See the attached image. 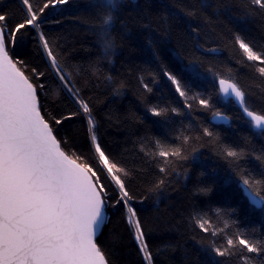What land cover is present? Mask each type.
Returning a JSON list of instances; mask_svg holds the SVG:
<instances>
[{
    "label": "snow or ice",
    "instance_id": "6c2138e0",
    "mask_svg": "<svg viewBox=\"0 0 264 264\" xmlns=\"http://www.w3.org/2000/svg\"><path fill=\"white\" fill-rule=\"evenodd\" d=\"M127 5L128 0H19L17 6L0 0V264H116L115 249L123 245L125 233L112 229L105 237L108 210L121 214L142 264H157L161 248L151 244L154 229L141 206L152 197L159 203L169 189L178 191L194 169L193 196H210L217 168L203 170L204 149L227 165L223 182L232 186V194L244 206L259 208L261 219L259 226L242 220L239 204L215 206L216 213L237 214L235 230L222 245L216 239L219 233L207 226L205 209L193 204L186 220L191 225L189 238L200 245L203 264H264V43L258 46L242 35V26L257 19L264 33V0H142L131 10ZM58 6L63 7L54 11ZM66 23L95 38L97 47L90 49L97 52L94 58L73 61L69 34L54 30ZM228 23L236 26L227 29L230 44L246 58L239 63L256 74L250 83L242 82L231 67L224 72L211 64L210 57L220 55L221 49L209 45L222 38L218 30ZM134 29L149 34L145 38L150 59L134 66L146 112L129 113L126 119L143 125L150 114L156 118L154 124L166 129L164 137L144 135L134 142L155 169L140 192L136 182L147 169L118 158L103 130L105 122L122 121L111 112L106 121L98 118L100 101L95 94L102 85L111 97L123 96L129 88L120 73L105 72L101 65L114 63ZM174 31L186 38V46L183 52L178 47L169 63L160 46ZM29 45L42 66L30 63L25 52ZM132 70L127 67L128 75ZM49 78L55 82L52 99ZM198 79H210L219 93L234 97L247 117L245 123L258 133L230 144L198 118L185 125L195 111L190 100L197 101L198 109L215 108L212 93L194 90ZM157 84L173 93L180 105L149 102ZM211 114L213 121L232 119L219 109ZM177 118L180 127L173 129ZM76 122L82 123L83 140ZM210 173L212 179L205 182L202 178ZM162 247L175 252L180 244Z\"/></svg>",
    "mask_w": 264,
    "mask_h": 264
},
{
    "label": "trees",
    "instance_id": "16d2710c",
    "mask_svg": "<svg viewBox=\"0 0 264 264\" xmlns=\"http://www.w3.org/2000/svg\"><path fill=\"white\" fill-rule=\"evenodd\" d=\"M5 3H15L19 6V0H4ZM37 2V0H33ZM142 0H128V8L131 10L135 4L141 3ZM58 9L54 11H58ZM20 13L18 12V15ZM72 15L73 13H67ZM262 22L257 19L249 21L247 25L242 26L244 31L242 35L246 39L255 42L258 46L264 43V33L261 31ZM235 25L227 24L226 28H221L220 31L223 35L216 43H212L210 47H219L221 54L218 56L210 57L211 64L220 71L226 72L228 67H231L233 72L239 74L240 79L244 83L252 82L256 74L251 67H245L239 62L246 58L243 57L242 51L238 46L230 44L231 33L228 32V28H235ZM54 30L57 33L69 34L67 45L69 50L72 51V59L76 62H87L89 59L94 58L97 55L96 51H90L95 49V38L87 33L86 29L80 28L73 23H66L64 26L55 27ZM239 30V28H237ZM149 34L138 29H134L131 37L125 40L124 47L119 49L115 57L114 63L109 66L107 62H104L101 67L105 72H111L112 74L120 73L122 78L127 79L129 82V88L124 92L123 96L111 97L108 92L103 88V85L99 90H95L96 96L99 97L98 105V118H103L106 121L108 113L119 114L121 123L109 124L105 122L103 135L107 139L108 143L112 146L114 152L118 154V158L128 166L135 165L139 168L147 169V172L141 174V177L136 182V191L140 192L143 189L144 181L150 180L155 175V169L146 163L143 153L134 147V142L138 137L144 135H156L164 137L166 136V129L160 125L154 124L153 121L156 118H151L150 114L145 119L143 125L132 123L126 119L129 113H136L138 116H145V108L140 99V89L136 80L135 65L143 64L149 60L148 44L146 36ZM119 40V33H117ZM186 46V38L179 35L177 32H173L170 39L164 41L161 44V55L166 62H174L175 52L179 47V50L183 52ZM25 52L28 53L30 63L32 65H43V61L35 56H32L31 46L25 48ZM127 67H132L131 75L127 73ZM210 75V74H209ZM49 84L52 86L49 88L50 99H52V91L55 87V82L49 78ZM193 88L196 92H206L213 94V103L215 108L212 110H202L197 108V101H189L193 104L194 112L192 117H188L184 120V124L187 125L190 121L195 123L194 118H198L200 122H203L205 126H211L214 130L221 132L224 135V139L230 144H239L242 142V137L258 133L259 130L251 128L250 125L245 123L246 118L243 113L237 107L232 100H225L218 90V84H214L209 80H195ZM63 95V94H62ZM149 102L160 103H172L179 106L180 100L173 95L163 84H157L154 88V93L148 97ZM64 104L61 103V108ZM67 107L75 110L72 105ZM255 107L259 108V103L255 104ZM55 102L49 105V110L54 111ZM219 109L226 116H230L232 119L229 124H215L212 121V111ZM76 127L80 129V136L83 140V126L82 123L76 122ZM173 129L180 127V120L177 118L170 126ZM255 142L260 143L258 135L255 136ZM123 148H127L128 152L124 153ZM146 149L150 150V146L146 145ZM203 151V164L204 171H209L211 168H217L216 174V187L210 196H193V185L196 183V171L193 170L190 181L181 180L178 185L179 190L173 191L169 189L167 193L160 197L159 203L156 202V198L152 197L146 202L144 207L146 209L145 215L149 217L153 232L151 235V244L154 247L161 248V254L156 258L157 264H203L204 255L200 251V245L189 238L190 234L188 229L191 227L186 220L192 210L193 204L200 208H204L207 213L204 219L208 220L207 226L210 229H215L219 235L216 237L218 243L225 244L228 236L234 232L233 219L237 214H233L229 217L227 213H216L214 211L215 206L223 207L225 204H229L232 207H238V216L246 222H254L259 226L261 219L260 209L248 205L244 206L237 198L232 194L233 189L230 184H225L224 178L227 176V165L222 160H219L209 150ZM95 166V163H94ZM205 182H210L212 179L211 173L209 176L202 178ZM213 206V211L208 212V206ZM107 215L110 222L103 230L105 237L112 229H116L121 233H125L124 242L121 247L115 249L114 259L116 264H142V258L137 251V248L132 242L131 237L126 234L124 227V221L121 219L120 213H115L113 210H108ZM177 222L179 225L177 227ZM187 233V234H186ZM200 233L197 232V238L199 239ZM207 238V237H206ZM179 242L180 247L175 252H171L169 249L162 247L166 243ZM228 264V262H226Z\"/></svg>",
    "mask_w": 264,
    "mask_h": 264
},
{
    "label": "water",
    "instance_id": "95a60500",
    "mask_svg": "<svg viewBox=\"0 0 264 264\" xmlns=\"http://www.w3.org/2000/svg\"><path fill=\"white\" fill-rule=\"evenodd\" d=\"M221 95H222V97L225 99V100H232L235 104H236V101H235V99H234V97H225L222 93H221ZM237 105V104H236ZM237 107L239 108V106L237 105ZM240 109V108H239ZM241 111V110H240ZM242 112V111H241ZM244 115V114H243ZM226 116V115H225ZM246 119H247V117L246 116H244ZM212 121H213V118H212ZM213 123H215V124H225V125H227V124H229L230 123V121L229 122H227V123H225V122H223V121H213ZM257 130V129H256ZM253 206H255V205H253ZM256 207V206H255Z\"/></svg>",
    "mask_w": 264,
    "mask_h": 264
}]
</instances>
